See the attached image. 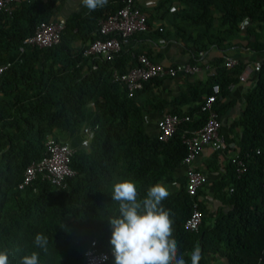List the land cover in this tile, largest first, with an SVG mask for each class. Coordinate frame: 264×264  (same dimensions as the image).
<instances>
[{"label":"trees","instance_id":"obj_1","mask_svg":"<svg viewBox=\"0 0 264 264\" xmlns=\"http://www.w3.org/2000/svg\"><path fill=\"white\" fill-rule=\"evenodd\" d=\"M57 1L26 0L10 13L0 12V64L9 63L0 74V250L11 251L10 264H19L33 250L40 252V264H84L83 251L91 240L98 249L111 247L108 216L118 214V202L111 200L113 184L130 179L137 185L138 199L143 198L151 185L180 167L185 154L180 133L199 127L204 120L198 110L200 101L187 113L170 111L188 114L190 119L166 141L158 140L144 129L140 95L159 78L144 82L131 96L111 78L113 70L120 73L134 64L131 53L155 61L151 51L123 45L112 60L81 55L86 43L99 37L96 18L117 10L122 0H107L95 11L67 16L58 43L18 52L22 39L40 21L54 16ZM142 10L147 29L130 38L177 40L189 63L209 64L199 57L210 47L223 50L242 40L260 56L240 114L229 123V131L239 129L236 154L243 158L245 170L236 177L229 161L223 178L216 181L221 205L229 209L217 211L209 225L199 205L197 231L184 230L182 222L192 202L184 177L162 203L173 220L178 254L187 264L197 246L199 264H211L210 255H218L226 264H264L263 158L255 153L257 148L264 150V38L260 32L264 31V0H156ZM155 21L160 22V30L152 27ZM243 21L247 22L244 28ZM223 61L221 57L211 61L214 74L201 83L205 90L198 88L193 99L207 94L212 83L219 85L223 96L225 86L237 82L242 65L237 61L228 68ZM195 88L189 83L186 87L191 93ZM213 107L219 117L229 103L217 99ZM83 127L91 129V137L85 147L73 152L74 174L64 188L56 189L39 178L17 188L24 167L43 155L47 136L64 141L68 133ZM38 232L48 237L46 252L33 245ZM104 264H114V258Z\"/></svg>","mask_w":264,"mask_h":264},{"label":"built area","instance_id":"obj_2","mask_svg":"<svg viewBox=\"0 0 264 264\" xmlns=\"http://www.w3.org/2000/svg\"><path fill=\"white\" fill-rule=\"evenodd\" d=\"M26 0H0V12L10 13L18 4ZM65 17L54 15L47 21H40L33 32L22 39L18 46V52H22L25 47L44 48L58 43L64 28ZM96 33L99 37L86 43L81 51L82 56L99 57L103 60H112L126 45L130 37L147 29L146 15L137 4V0H122V5L112 13L99 16L95 20ZM160 30V26L157 27ZM134 64L123 72L111 73L113 81L120 82L126 91L127 96L141 88L142 84L153 78L175 77L177 74H194L202 72L205 77H211L214 69L210 64L203 66L194 63H174L164 64L148 58L144 54L131 53ZM237 60L227 57L223 61L225 67H232ZM8 62L0 64V74L7 68ZM261 64V60L251 63L246 62L237 76V81L242 82L246 76L256 72ZM235 83H228L225 88L230 90ZM221 89L215 82L210 85L209 92L201 98L199 102V112L204 114L203 123L192 130H183L180 139L185 146V154L179 164L183 167V177L185 178V191L192 198L189 214L184 218L182 227L187 232H196L201 222V212L197 200L194 198L197 190L205 183L206 176L193 166V160L199 150L206 146L211 151L220 150L225 139L220 131V119L213 107L217 99H221ZM188 114H176L165 112L156 121V138L166 141L179 125L188 121ZM83 135L88 143L91 137L89 127L82 128ZM75 147L65 141H57L47 136L44 141V153L37 159L30 161L23 169L22 177L17 184L18 189L30 184L34 179L39 178L51 184L54 188H64L67 179L74 174L70 167V158L75 151ZM255 153L261 154L263 161L261 164V187L264 189V150L255 149ZM230 163L234 166L236 177L245 170L243 158L235 154ZM174 183V182H173ZM231 190V188H229ZM55 193V191L53 192ZM112 246L98 249L95 241L91 240L83 251L84 264H104L112 254Z\"/></svg>","mask_w":264,"mask_h":264},{"label":"crops","instance_id":"obj_3","mask_svg":"<svg viewBox=\"0 0 264 264\" xmlns=\"http://www.w3.org/2000/svg\"><path fill=\"white\" fill-rule=\"evenodd\" d=\"M155 2L156 0H137V4L141 9H147ZM86 10L88 9L82 5L81 0H58L54 15L67 17L82 14ZM246 25L247 22L243 21L242 28ZM158 26H160L159 21L152 23L153 28ZM260 32L264 38V31ZM241 35H243V32ZM240 43H235L223 50L210 47L201 54L199 60L201 62H208L213 69L214 64L211 61L215 57H221L222 59L231 57L239 61L241 65L246 62L251 63L260 60L258 53L244 45V40L240 41ZM126 45L136 49H149L151 55L155 56V61L164 64L187 63L189 60V55L183 50L180 42L172 38L165 40L157 38L154 41L130 38ZM255 73L248 74L242 82L237 81L234 87L225 91L221 97V101L229 103L226 111L219 116L221 123L220 131L225 139L223 147L218 151H211L208 147L204 146L193 160V166L206 176L205 183L197 190L196 198L198 200H196L202 209L204 223H208L209 225L214 221L217 211L229 209V205H221L217 195L219 191L216 190V181L223 178L225 165L236 154L239 147V129L233 128L232 131H229V123L240 114L243 107V94L253 85ZM205 80V74L197 72L188 75L177 74L175 77H161L156 81L148 83L142 95H140L145 131L150 135H155L157 130L156 121L165 112L177 111L187 113L195 107L201 100L203 93L197 99H193V96H196L198 93V88L204 92L205 88L201 86V83ZM188 83L197 85V89L195 88L192 93L189 92L186 89ZM63 140L75 148L87 145L82 129L79 132L68 133ZM182 177L183 167L180 166L172 172L169 178H166L162 182L171 191L175 190L178 181ZM210 259L211 264H226L218 255H210Z\"/></svg>","mask_w":264,"mask_h":264},{"label":"clouds","instance_id":"obj_4","mask_svg":"<svg viewBox=\"0 0 264 264\" xmlns=\"http://www.w3.org/2000/svg\"><path fill=\"white\" fill-rule=\"evenodd\" d=\"M89 11L102 8L107 0H81ZM170 195L163 182H156L138 199L134 181L121 179L113 184L111 200L118 202V214L108 216L111 228L110 244L114 264H187L179 255L178 242L173 238V220L163 201ZM48 237L38 232L34 236L35 248L46 252ZM11 251L0 250V264H10ZM201 249L191 253V264H199ZM19 264H40V252L24 254Z\"/></svg>","mask_w":264,"mask_h":264}]
</instances>
